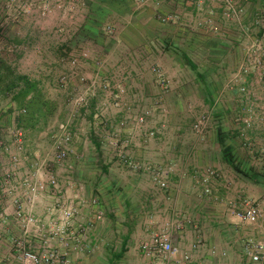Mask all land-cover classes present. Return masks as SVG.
Masks as SVG:
<instances>
[{
  "label": "crops",
  "instance_id": "crops-1",
  "mask_svg": "<svg viewBox=\"0 0 264 264\" xmlns=\"http://www.w3.org/2000/svg\"><path fill=\"white\" fill-rule=\"evenodd\" d=\"M238 1L246 6L243 20L220 18L223 29L218 34L206 22L211 13L221 17V4L215 0H149L142 8L135 0H31L33 18L13 25L18 47L33 46L41 29L49 44L61 43L78 54L77 76L97 79L90 104L69 124L73 140L66 162L71 177L67 194L77 200L97 196L104 215L92 232L93 251L83 255L82 264H173L172 259L147 257L140 249L162 231L195 264H253L245 244L264 240V219L240 224L232 207L249 201L264 212V103L247 101L264 99V83L255 78L264 74V66L246 75L250 98L240 92L243 85L235 76L245 62V46L257 39L264 46V0ZM99 12L113 34L82 38L87 18ZM43 14L46 18L38 21ZM200 105L213 115L203 136L192 128ZM4 122L0 126L6 127ZM162 123L163 136L150 137L151 129L160 132ZM219 130L239 171L224 159ZM27 134L30 158L17 168L21 179L36 162ZM4 139L12 142L10 135ZM123 156L139 168L128 166ZM0 157L9 161L4 151ZM90 157L97 165L87 164ZM103 158L109 163V180L105 174L92 176ZM150 159L168 175L167 188L149 179ZM207 170L216 176L205 181ZM11 199L0 191V213L13 212ZM49 202L44 197L35 213L43 214ZM95 210L82 207L79 221L87 222ZM1 222L0 230L8 234L0 231V264H13L6 260L11 253L8 230L13 227ZM178 223L184 224L181 230L175 229Z\"/></svg>",
  "mask_w": 264,
  "mask_h": 264
},
{
  "label": "built area",
  "instance_id": "built-area-1",
  "mask_svg": "<svg viewBox=\"0 0 264 264\" xmlns=\"http://www.w3.org/2000/svg\"><path fill=\"white\" fill-rule=\"evenodd\" d=\"M20 1L24 3V5H19L22 6V11L30 12V8L26 6L29 0ZM215 1L220 2L222 12L221 17L218 18L211 13L206 20L211 32L222 33L223 24L220 18L225 22L243 20L246 13V6L243 3L238 0ZM135 2L142 8L148 4L149 0H135ZM259 23L262 24L261 21ZM108 30L114 31L110 27ZM244 51L246 59L240 66L236 77L261 67L264 62V46L260 40L257 39L247 44ZM240 92L247 94V87H241ZM80 100L77 101L81 103L78 105L85 106V100L83 98ZM140 121L144 122V118ZM209 124L210 117L202 113L196 117L192 128L196 134L203 136ZM246 125L249 126V121H246ZM56 127L57 131L53 135L52 142V161L59 164L67 162L73 136L68 122L60 123ZM4 135H10L12 142H7ZM25 138V132L14 123L9 127V134L4 129H0V151L6 152L9 156L8 162L0 157V172L2 173L0 191L12 198L14 208L12 213H0L1 223L8 221L11 228L13 227L8 230L11 253L6 260L13 264H82L83 255L93 251L90 246L92 232L98 228L104 216L98 198L77 200L73 195L68 196L67 191L71 185L61 182L57 176L47 172V166H49L47 160H34L36 161L34 170H31L24 178H19L17 168L22 165L24 159L30 158L25 146ZM112 145L116 146V143ZM123 159L128 166L139 168L131 159L125 156ZM147 170L150 171L151 167H147ZM161 171L154 169L150 173H152L154 182L165 189L168 185L163 176L165 172ZM205 174L207 176L205 181L216 176L213 170H207ZM206 192L208 193L209 190L207 189ZM44 197L50 200L46 211L43 214L35 213L37 203ZM85 206L96 207V210L92 213V218L87 222H81L79 221V210ZM232 208L233 215L240 224L251 225L264 219V212L249 201L240 207L233 205ZM183 225L178 223L175 229L181 230ZM0 231H2V236L8 234L3 229ZM198 246L199 243L194 244L193 249L197 250ZM140 249L145 256L150 258L172 259L173 264H195L191 254L181 253L172 244L169 234L164 231L155 233L150 240L141 245ZM245 251L253 264H264V240L247 242Z\"/></svg>",
  "mask_w": 264,
  "mask_h": 264
},
{
  "label": "rangeland",
  "instance_id": "rangeland-1",
  "mask_svg": "<svg viewBox=\"0 0 264 264\" xmlns=\"http://www.w3.org/2000/svg\"><path fill=\"white\" fill-rule=\"evenodd\" d=\"M20 4L24 5V3L21 2L20 0H0V59L5 60L7 62V64L10 66L11 72L16 73V75L17 74L26 75L31 80L36 81V83H38V87L42 90L44 94V98L47 101L48 108L51 110V115L49 116L50 126H48V128L45 131L36 130L34 134L32 133V135L27 134L28 136L27 141L32 146V149L36 151L35 154H33L35 156L34 160H39V161L47 160V164L49 165L47 166V172L54 174L55 176H57V178H59V180L66 182L68 181L67 177L68 176L70 177V174L67 172L66 162L55 164L52 161L53 135L57 131L56 126L58 124L65 122L67 123V121L70 122V123L68 122L69 124H72V121L77 119L80 109L90 104L91 101L90 95L93 88L97 84V79H93V81H91L90 79H88L83 75L77 76L75 74L76 68L80 65L77 57L78 54L73 52L72 48L70 47L60 46L59 44L61 43L57 45L49 44L48 43L49 40H47L46 37L42 35L43 30L41 29L39 30L41 32V35L39 36L38 39L35 40L33 46L24 44L18 47V44L13 39V36L15 34L14 31L12 30V28L15 27L13 25H20L21 23L23 24L25 20L29 18H33L31 14L34 13L33 10L34 8L32 7L33 3L31 2V0H29L28 3H26L28 9L30 8V12L29 11L23 12L22 6H19ZM4 11L7 14L5 16H4ZM6 18L8 19L6 20ZM45 18H46V14L45 15L43 14L38 21H41L42 19ZM19 21H21L20 24ZM259 24L261 25V23ZM259 24L257 26H259ZM102 25L103 27L101 28V31L103 32V35L99 37L100 39L104 38V36L106 35L113 34V32H110L108 30L107 22L104 24L102 22ZM20 36H22V34ZM81 36L82 38L85 37L84 35ZM82 38H79L77 41H80ZM73 47L76 48L77 46H73ZM263 66H264V62L261 67ZM259 68L255 69L256 72ZM248 73H243L241 76L238 77L235 76L236 77L235 79H238L239 81H241V85L247 87L245 78ZM255 78L258 84L264 83V74L261 75L260 77L258 75V77ZM94 80L96 81V84ZM103 89L105 88L103 87ZM247 91H248L247 98H250V89L248 90V87H247ZM81 98H83L86 102L85 106L83 107H80L78 105L80 102H77ZM250 100H252L253 102L256 101V102L264 103L263 101L264 99L262 100L258 96H254L247 101ZM11 105L14 108L15 103H13L11 96H9L8 98L0 97V122L6 123L4 121H7L6 127L0 126V129H4L5 131H7V134H9L8 127L12 126L14 122V118L17 116V112L14 111V109H13L14 112L12 110L10 111V109L12 108L10 107ZM88 112L89 110L85 112V115H83L84 118H88L90 114ZM202 113L208 114V116L210 117V122H212L213 115L210 109L200 105L196 109V114L198 116ZM66 118H69L70 120L69 119L67 120ZM162 125H166V124L165 123L160 124V132H158L159 128L157 127L151 129L150 137L158 138L163 136ZM88 144L89 142L85 140L84 146L87 147ZM71 145H72V141L70 146ZM108 145L109 144H107V146ZM71 153H72L71 147H69L68 160L71 159L72 157ZM88 159L89 160H87L88 161L87 164H90L91 167L93 165H97V162H95L94 157H90ZM147 164H148L146 165L147 167H151L150 171L147 170L148 171L147 175L151 180L152 173L150 172L154 169H160V168L157 167L158 164L154 162L152 159L148 160ZM100 165L98 169L100 170V172L98 170H95V173L97 174L92 172V176L95 175L96 177H98L99 175L101 176L102 174H105L106 179L109 180L111 176L109 172V163H105V159L103 158ZM161 172L164 173L163 170ZM227 175L230 176V174ZM163 176L167 181L168 175L166 174V172L165 175ZM152 181L154 182L153 179ZM151 183L152 182L150 181V184ZM160 189L162 188L160 187ZM89 191L92 195H98V196L100 195V193L96 189L95 190L90 189Z\"/></svg>",
  "mask_w": 264,
  "mask_h": 264
},
{
  "label": "trees",
  "instance_id": "trees-1",
  "mask_svg": "<svg viewBox=\"0 0 264 264\" xmlns=\"http://www.w3.org/2000/svg\"><path fill=\"white\" fill-rule=\"evenodd\" d=\"M88 18L93 20V24H90ZM88 18L80 33L90 39L101 37L103 35L101 31L102 22L105 19L102 12L91 14ZM9 96L12 97L13 103H15L14 108L12 105L10 106L12 107L10 111L14 109L17 112L13 123L22 129L25 135L27 133L32 135L36 130L45 131L50 126L49 116L51 110L48 108L47 101L42 90L38 87V83L26 75H16V73L11 72L7 62L0 59V97L8 98ZM226 140V137L219 130L218 141L223 147L224 159L236 171H239L232 147L227 144ZM93 197L98 198L97 196Z\"/></svg>",
  "mask_w": 264,
  "mask_h": 264
}]
</instances>
